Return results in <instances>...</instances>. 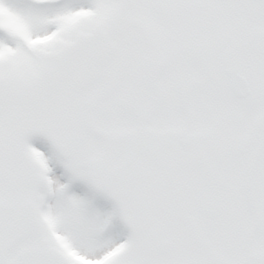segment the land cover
I'll list each match as a JSON object with an SVG mask.
<instances>
[{
    "label": "snow or ice",
    "instance_id": "obj_1",
    "mask_svg": "<svg viewBox=\"0 0 264 264\" xmlns=\"http://www.w3.org/2000/svg\"><path fill=\"white\" fill-rule=\"evenodd\" d=\"M0 264H264V0H0Z\"/></svg>",
    "mask_w": 264,
    "mask_h": 264
}]
</instances>
